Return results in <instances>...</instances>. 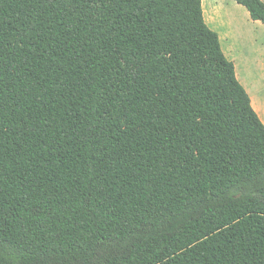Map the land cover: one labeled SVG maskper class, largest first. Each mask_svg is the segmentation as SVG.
<instances>
[{
	"label": "trees",
	"instance_id": "trees-1",
	"mask_svg": "<svg viewBox=\"0 0 264 264\" xmlns=\"http://www.w3.org/2000/svg\"><path fill=\"white\" fill-rule=\"evenodd\" d=\"M0 264H264V125L201 0H0Z\"/></svg>",
	"mask_w": 264,
	"mask_h": 264
},
{
	"label": "crops",
	"instance_id": "crops-1",
	"mask_svg": "<svg viewBox=\"0 0 264 264\" xmlns=\"http://www.w3.org/2000/svg\"><path fill=\"white\" fill-rule=\"evenodd\" d=\"M202 12L206 25L217 33L223 54L233 63L236 78L246 90L253 110L264 125V90L255 89L253 84V80L264 81V43H222L228 38L227 34L217 30L215 7L207 2Z\"/></svg>",
	"mask_w": 264,
	"mask_h": 264
},
{
	"label": "rangeland",
	"instance_id": "rangeland-1",
	"mask_svg": "<svg viewBox=\"0 0 264 264\" xmlns=\"http://www.w3.org/2000/svg\"><path fill=\"white\" fill-rule=\"evenodd\" d=\"M202 8L211 4L216 9L217 30L227 34L222 43H264V25L250 18L244 6L235 0H201ZM254 88L264 90V81H254Z\"/></svg>",
	"mask_w": 264,
	"mask_h": 264
}]
</instances>
